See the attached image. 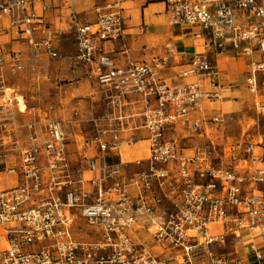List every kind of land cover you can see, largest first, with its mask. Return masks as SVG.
<instances>
[{
    "label": "built area",
    "instance_id": "1",
    "mask_svg": "<svg viewBox=\"0 0 264 264\" xmlns=\"http://www.w3.org/2000/svg\"><path fill=\"white\" fill-rule=\"evenodd\" d=\"M48 1L0 0V35L22 36L30 48L27 58L0 51V68L18 74L33 70L42 56L61 59L54 38L74 33L76 59L89 76L119 97L142 96L149 155L135 161L146 166L127 174L126 164L108 160L109 146L97 135L92 142L100 154L87 159L93 174L87 178L70 166L68 139L51 106L22 125L13 109L3 116L0 108V173L20 178L15 186H0V264H264V135L189 151L165 139L204 102L221 101L237 88L221 82L210 57L228 50L246 58V90L264 114V0H157L168 23L200 40L207 53H183L171 41L163 55L124 69L115 68L104 47L124 35L122 0L96 6L93 23L71 11L65 30L56 32L46 25ZM180 60L188 64L182 75L193 81L162 82L158 71ZM205 122L192 119L191 132L200 134ZM228 240L235 241L232 251L214 250Z\"/></svg>",
    "mask_w": 264,
    "mask_h": 264
},
{
    "label": "crops",
    "instance_id": "2",
    "mask_svg": "<svg viewBox=\"0 0 264 264\" xmlns=\"http://www.w3.org/2000/svg\"><path fill=\"white\" fill-rule=\"evenodd\" d=\"M106 1L110 0H49L50 9L45 14L46 25L54 32L65 30L71 11L77 13L81 22L93 23L96 19L95 7L103 5ZM121 7V14L125 18L124 35L119 41L104 43L105 49L111 53L115 68L124 69L130 61H144L154 56H161L165 53L166 43L171 41L176 43L180 52L207 53L200 40L183 35L182 28L168 23L162 1L122 0ZM36 35L41 37L43 34L38 31ZM53 42L54 48L63 57L49 60L42 56L41 62L27 73V77L29 88L42 82L48 86L46 90L49 95L55 92L59 105L49 104L44 108L28 106L23 95H18L19 85L15 82L8 83V76L15 77L22 73L12 74L8 66H4L0 68V108L3 116L7 110L13 109L16 123L22 125L29 120L44 116L49 106H55L49 113L51 117L61 122L66 133L67 159L71 167H80L87 178L93 176L88 169L87 159L100 154L92 142L99 135L109 146L107 150L109 161L114 158L111 162L126 164L127 174L137 172L141 166H137L135 161L144 159L148 154V134L142 116V96L134 93L119 97L114 88L100 83L94 74L89 76L88 66L76 59L77 45L74 33L65 31L63 35L56 36ZM123 44L126 46V52L122 50ZM10 50L20 51L24 58L30 53V48L23 37L11 32L0 35V51ZM210 57L216 61L220 70L221 82H235L237 88L226 91L221 101L204 102L190 114L188 121L179 123L174 132L165 133L166 140H177L184 151H189L197 144L225 145L244 137L257 139L258 136L264 135V133L255 134L257 131L255 129L261 124L255 118L240 121L239 133L235 135L228 133V123L232 116L245 108L258 113L253 104L254 96L246 90V58L230 50L222 55H210ZM187 67L185 60L173 62L161 68L158 77L172 87L189 83L193 78L182 75ZM7 90L11 91V95L5 98ZM18 97L24 101V110H20ZM213 116H220L222 121L218 124L211 123L209 120ZM194 118L207 121L198 135L190 130V122ZM88 122H91L92 128L90 135L85 131V124ZM18 130L23 139L26 134L25 129L21 127ZM85 140L91 142L90 147H83L82 142ZM114 143H117L118 147H111ZM6 160L7 163L13 162V158ZM19 182L20 178L15 175L0 173L2 188L15 186ZM232 242L234 244L235 241Z\"/></svg>",
    "mask_w": 264,
    "mask_h": 264
},
{
    "label": "rangeland",
    "instance_id": "3",
    "mask_svg": "<svg viewBox=\"0 0 264 264\" xmlns=\"http://www.w3.org/2000/svg\"><path fill=\"white\" fill-rule=\"evenodd\" d=\"M30 70L26 71V72H22V74H19L15 77H10L8 76V83H12L15 82L17 85H19V94L18 95H23V99L25 101V103L28 106L31 107H39V108H44L46 106H48L49 104H53V105H59V101H58V96L57 94H54L55 92H51V95L48 94L47 90H46V86L44 83H39V85H35L29 88V78L27 77V73H29ZM7 83V82H6ZM47 94V95H44ZM11 95V91L7 90L6 91V97H9ZM50 107V106H49ZM52 107V106H51ZM55 107V106H53ZM52 107V109H53ZM7 112H9V110H7ZM243 115H245L243 117ZM24 118V117H23ZM250 118H255L257 120H259L260 127L258 129H255L256 133H264V114L261 113H255L251 110H248L247 108H245L242 112H238V114L232 116L229 124V130L228 133L235 135L237 133L240 132L241 127H240V121L246 120L248 121V119ZM91 122L86 123L85 128H86V133L88 135L91 134V126H90ZM263 124V125H262ZM111 158V157H110ZM113 161L114 158H111ZM116 160V159H115ZM138 166V165H137ZM144 166H146V164L141 165L140 169L143 168ZM234 244L231 240H228L226 242V244L221 245V246H214V250H216L217 253H223L226 254L230 251L233 250Z\"/></svg>",
    "mask_w": 264,
    "mask_h": 264
},
{
    "label": "bare ground",
    "instance_id": "4",
    "mask_svg": "<svg viewBox=\"0 0 264 264\" xmlns=\"http://www.w3.org/2000/svg\"><path fill=\"white\" fill-rule=\"evenodd\" d=\"M18 100H19L20 110H24L25 109V104H24L23 99L21 97H18ZM148 155H149V152H148L147 156L144 159H146L148 157Z\"/></svg>",
    "mask_w": 264,
    "mask_h": 264
}]
</instances>
